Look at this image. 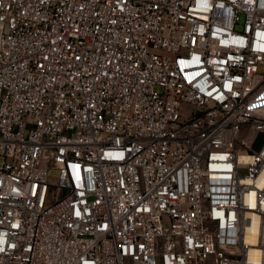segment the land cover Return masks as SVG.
<instances>
[{
	"label": "built area",
	"instance_id": "2783aa9c",
	"mask_svg": "<svg viewBox=\"0 0 264 264\" xmlns=\"http://www.w3.org/2000/svg\"><path fill=\"white\" fill-rule=\"evenodd\" d=\"M259 133L264 0H0V264H264Z\"/></svg>",
	"mask_w": 264,
	"mask_h": 264
},
{
	"label": "rangeland",
	"instance_id": "374dc122",
	"mask_svg": "<svg viewBox=\"0 0 264 264\" xmlns=\"http://www.w3.org/2000/svg\"><path fill=\"white\" fill-rule=\"evenodd\" d=\"M245 130L246 129L241 128L238 135H237V141H238V143L236 144L237 147H240L241 145H243V141H247L253 135L252 131H245ZM263 139H264V135L262 133L257 134L256 138L253 142V148L257 149L260 146ZM0 162H1V158H0ZM246 171H247V169H245V168L239 169V173H245ZM56 174H57L56 169L52 168L50 170V175L52 177V180H54V177L56 176Z\"/></svg>",
	"mask_w": 264,
	"mask_h": 264
},
{
	"label": "bare ground",
	"instance_id": "6f19581e",
	"mask_svg": "<svg viewBox=\"0 0 264 264\" xmlns=\"http://www.w3.org/2000/svg\"><path fill=\"white\" fill-rule=\"evenodd\" d=\"M249 216H250V212L244 213V217H243L242 222H241V227L246 228L249 226V224H250Z\"/></svg>",
	"mask_w": 264,
	"mask_h": 264
}]
</instances>
